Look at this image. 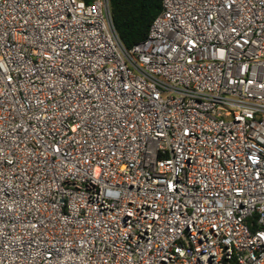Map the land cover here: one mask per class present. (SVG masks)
<instances>
[{
    "label": "built area",
    "instance_id": "2783aa9c",
    "mask_svg": "<svg viewBox=\"0 0 264 264\" xmlns=\"http://www.w3.org/2000/svg\"><path fill=\"white\" fill-rule=\"evenodd\" d=\"M0 264H264V0H0Z\"/></svg>",
    "mask_w": 264,
    "mask_h": 264
},
{
    "label": "trees",
    "instance_id": "16d2710c",
    "mask_svg": "<svg viewBox=\"0 0 264 264\" xmlns=\"http://www.w3.org/2000/svg\"><path fill=\"white\" fill-rule=\"evenodd\" d=\"M111 15L124 46L130 50L144 41L163 10V0H110Z\"/></svg>",
    "mask_w": 264,
    "mask_h": 264
}]
</instances>
